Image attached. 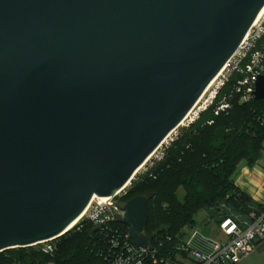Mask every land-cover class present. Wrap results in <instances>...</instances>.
<instances>
[{"label": "water", "instance_id": "95a60500", "mask_svg": "<svg viewBox=\"0 0 264 264\" xmlns=\"http://www.w3.org/2000/svg\"><path fill=\"white\" fill-rule=\"evenodd\" d=\"M263 8L264 0H0V252L61 238L95 196L131 183ZM256 85L253 99L264 101V74ZM152 198L118 210L138 247L149 243Z\"/></svg>", "mask_w": 264, "mask_h": 264}, {"label": "trees", "instance_id": "16d2710c", "mask_svg": "<svg viewBox=\"0 0 264 264\" xmlns=\"http://www.w3.org/2000/svg\"><path fill=\"white\" fill-rule=\"evenodd\" d=\"M229 90L230 85L218 101ZM213 110L203 112L195 124L185 128L163 160L118 200L124 206L134 197L152 195L145 228L150 241L183 237L184 229L194 227L202 212L219 223L230 216L248 218L263 210L235 186L234 178L241 162L253 164L263 152L264 101L234 102L228 114L218 117ZM178 189L184 191L182 199ZM93 230L90 224H84L81 231L75 227L60 238L52 255L44 253L41 246L0 252V264H110L105 258L106 247Z\"/></svg>", "mask_w": 264, "mask_h": 264}, {"label": "built area", "instance_id": "2783aa9c", "mask_svg": "<svg viewBox=\"0 0 264 264\" xmlns=\"http://www.w3.org/2000/svg\"><path fill=\"white\" fill-rule=\"evenodd\" d=\"M263 74L264 12L254 21L238 51L223 68L221 76L213 86H216V89L197 107H193L182 126L189 128L211 107H214V115L218 117L228 114L233 109L234 102L248 103L253 99L256 83ZM228 85L229 92L223 94L218 101L222 90ZM212 123L213 121L208 122L209 125ZM178 136L170 138V135L162 143L156 152L165 144L163 152L145 173L163 160L166 150ZM125 189L108 199L93 198L85 209L86 213L80 224L76 226L77 231H81L84 224H90L93 229L99 230L97 235L106 247L105 258L110 264H240L264 242L263 208L260 213L252 212L248 218L230 216L224 219L214 238L204 235L194 227H187L183 231V237H166L163 240L156 237L153 241L147 238V247H138L130 237L129 227L120 221L118 213L119 208L123 206L116 199L122 197ZM124 226H127L128 230ZM54 241L37 246H41L44 253L52 255L57 248Z\"/></svg>", "mask_w": 264, "mask_h": 264}, {"label": "rangeland", "instance_id": "374dc122", "mask_svg": "<svg viewBox=\"0 0 264 264\" xmlns=\"http://www.w3.org/2000/svg\"><path fill=\"white\" fill-rule=\"evenodd\" d=\"M215 89H216V86L213 87V89L211 90V92L214 91ZM209 95H210V93L208 95H206V98H208ZM183 130H185V127L181 125L180 127H178L171 134V137L170 138H175L176 135H180L183 132ZM170 138L168 139L169 141H170ZM164 148H165V144H163V146L153 155V157L147 162L146 166H144L135 175V177L133 178V180L131 181V183L128 185V187L125 189V191L122 192V197L124 195H126L128 192H130L138 184H140V181H141L140 178H141V176H143L145 174L146 170L148 168H150L151 164L154 163L157 160V157L160 156V154L163 152ZM176 193H177V195H178V197L180 199H182L184 197V191H183V189H178V191ZM119 199L120 198L118 197L116 200H119ZM223 209H225V208H223ZM231 214H234V213H231ZM220 223H221V221L219 223H216L214 220L208 218L207 215L202 212L196 218L195 223H194V228H196V230L202 232L204 235H206L208 237L214 238V237L217 236V233H218V230L217 229H219L218 226H220ZM149 230H151V227L149 228ZM59 240H60V238L57 239V240H55L54 243L58 244L59 243ZM242 264H264V247L262 248V250L256 251L253 254H251L245 261H243Z\"/></svg>", "mask_w": 264, "mask_h": 264}, {"label": "crops", "instance_id": "0c3cea01", "mask_svg": "<svg viewBox=\"0 0 264 264\" xmlns=\"http://www.w3.org/2000/svg\"><path fill=\"white\" fill-rule=\"evenodd\" d=\"M234 182L242 193L264 208V143L263 152L257 162L248 164L243 161L239 164ZM263 247L264 243H261L256 251Z\"/></svg>", "mask_w": 264, "mask_h": 264}, {"label": "bare ground", "instance_id": "6f19581e", "mask_svg": "<svg viewBox=\"0 0 264 264\" xmlns=\"http://www.w3.org/2000/svg\"><path fill=\"white\" fill-rule=\"evenodd\" d=\"M263 12H264V8L262 9V11L260 12V14L258 15V16H261L262 14H263ZM222 72V71H221ZM221 72L218 74V76L211 82V84L208 86V88L205 90V92L203 93V95L201 96L202 98H200L199 99V101L196 103V105L194 106V107H197L205 98H206V95H208L210 92H211V90H212V87L216 84V82H217V80H218V78H219V76H221ZM210 91V92H209ZM209 92V93H208ZM208 93V94H207ZM183 123V122H182ZM182 123H181V125H182ZM180 125V126H181ZM171 135V134H170ZM156 152V151H155ZM155 152L149 157V159L155 154ZM149 159H147V161L149 160ZM146 161V162H147ZM146 163H144V165H145ZM143 165V166H144ZM140 168H142V167H140ZM139 172V171H138ZM137 172V173H138ZM130 184V183H129ZM129 184H127L124 188H127L128 187V185ZM95 197H97V196H95ZM94 197V198H95ZM99 198V197H98ZM101 198V197H100ZM108 198H111V197H103L102 199H108ZM85 213H86V210L83 212V214L67 229V231H70V230H72L74 227H76L78 224H80L79 222L81 221V219H82V217L85 215ZM66 231V232H67Z\"/></svg>", "mask_w": 264, "mask_h": 264}]
</instances>
